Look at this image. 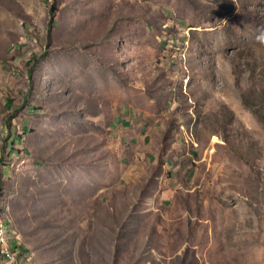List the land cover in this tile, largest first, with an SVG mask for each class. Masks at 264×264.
Returning <instances> with one entry per match:
<instances>
[{
  "label": "rangeland",
  "instance_id": "374dc122",
  "mask_svg": "<svg viewBox=\"0 0 264 264\" xmlns=\"http://www.w3.org/2000/svg\"><path fill=\"white\" fill-rule=\"evenodd\" d=\"M262 26L264 0H0V264H264Z\"/></svg>",
  "mask_w": 264,
  "mask_h": 264
},
{
  "label": "crops",
  "instance_id": "0c3cea01",
  "mask_svg": "<svg viewBox=\"0 0 264 264\" xmlns=\"http://www.w3.org/2000/svg\"><path fill=\"white\" fill-rule=\"evenodd\" d=\"M129 109V108H128ZM126 110L124 106H122L119 111L115 114V121L117 124L116 131L119 134L129 135L131 143L138 148H143V146L147 143L149 132L145 131V125L139 118L133 117L132 110ZM130 121V119H132ZM141 153H144L140 150Z\"/></svg>",
  "mask_w": 264,
  "mask_h": 264
},
{
  "label": "bare ground",
  "instance_id": "6f19581e",
  "mask_svg": "<svg viewBox=\"0 0 264 264\" xmlns=\"http://www.w3.org/2000/svg\"><path fill=\"white\" fill-rule=\"evenodd\" d=\"M2 209H0V254H2V256H4L10 262H16V257L10 256V253H17L10 247L11 244L9 242V235L6 231L7 221L4 217V211H2Z\"/></svg>",
  "mask_w": 264,
  "mask_h": 264
},
{
  "label": "clouds",
  "instance_id": "9594fccd",
  "mask_svg": "<svg viewBox=\"0 0 264 264\" xmlns=\"http://www.w3.org/2000/svg\"><path fill=\"white\" fill-rule=\"evenodd\" d=\"M258 31V36L257 39L261 42L264 43V26H262Z\"/></svg>",
  "mask_w": 264,
  "mask_h": 264
},
{
  "label": "built area",
  "instance_id": "2783aa9c",
  "mask_svg": "<svg viewBox=\"0 0 264 264\" xmlns=\"http://www.w3.org/2000/svg\"><path fill=\"white\" fill-rule=\"evenodd\" d=\"M10 256H18V257H20V254L18 253V254H11L10 253Z\"/></svg>",
  "mask_w": 264,
  "mask_h": 264
},
{
  "label": "trees",
  "instance_id": "16d2710c",
  "mask_svg": "<svg viewBox=\"0 0 264 264\" xmlns=\"http://www.w3.org/2000/svg\"><path fill=\"white\" fill-rule=\"evenodd\" d=\"M16 252H17V250H15ZM17 254H18V252H17Z\"/></svg>",
  "mask_w": 264,
  "mask_h": 264
}]
</instances>
